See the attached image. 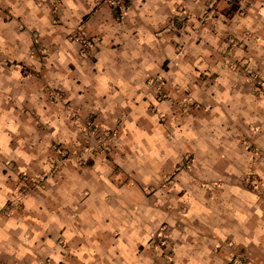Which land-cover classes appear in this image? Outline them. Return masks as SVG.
<instances>
[{
  "label": "clouds",
  "instance_id": "obj_1",
  "mask_svg": "<svg viewBox=\"0 0 264 264\" xmlns=\"http://www.w3.org/2000/svg\"><path fill=\"white\" fill-rule=\"evenodd\" d=\"M0 264H264V0H0Z\"/></svg>",
  "mask_w": 264,
  "mask_h": 264
}]
</instances>
